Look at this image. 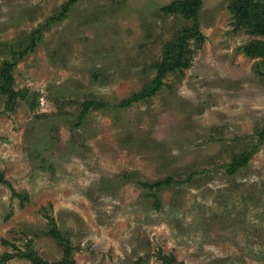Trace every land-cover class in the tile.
Segmentation results:
<instances>
[{"label": "rangeland", "instance_id": "374dc122", "mask_svg": "<svg viewBox=\"0 0 264 264\" xmlns=\"http://www.w3.org/2000/svg\"><path fill=\"white\" fill-rule=\"evenodd\" d=\"M174 1L73 0L62 15L68 0H0V66L43 30L12 73L28 100L11 111L0 102L10 183L0 182V257L13 255L0 264H32L33 253L59 263L51 218L77 264H264V59L244 52L264 36L236 20L233 0L202 1L204 40L188 42V69L153 98L116 107L154 80L163 47L191 27L161 13ZM87 100L107 107L77 125ZM169 177L153 192L140 185Z\"/></svg>", "mask_w": 264, "mask_h": 264}, {"label": "trees", "instance_id": "16d2710c", "mask_svg": "<svg viewBox=\"0 0 264 264\" xmlns=\"http://www.w3.org/2000/svg\"><path fill=\"white\" fill-rule=\"evenodd\" d=\"M72 1L73 0H68V2L63 5L64 10L62 15H65L69 10V7L73 5ZM202 1L203 0H176L171 4L160 8L163 16H183L184 18L191 20L192 25L190 28L182 29L174 42L167 43L163 47L162 60L154 63L152 66L156 71V77L154 80L145 85L140 92L133 94L130 98L122 100L116 105V107L127 109L135 103L153 98L161 91L164 86V79L168 74L183 71L190 67L191 61L187 57L189 51L188 42L192 39L199 42L204 40L200 31L199 19V11L202 6ZM230 9L234 12L236 20L244 26L247 25L252 34L264 36V0H233L230 4ZM57 18L60 19V17ZM48 26L49 24L42 27L44 29ZM42 32L43 30L41 28L35 30L32 33L28 44L26 46L24 45V49L23 47L19 51H16L13 48L9 49L11 57L4 60L0 66V102L4 98V102L10 111L16 107L18 99L27 101L29 98V90H15V81L12 73L19 59L24 58L36 49L38 42L42 39ZM6 48L8 47L6 46ZM244 52L247 56L264 59V42H252L245 47ZM35 101H38L37 96ZM105 107H107V104L102 101H85L82 104V109L78 116L79 123L77 125H81V122L85 120L89 112L92 110H99ZM258 137L260 143L264 142V128L259 132ZM254 154L255 150H252L241 156H235L232 159V162L228 165V174L234 175L240 169L248 166ZM0 182L10 186L9 181L5 180L2 172H0ZM175 182L176 181L173 178L169 177L155 183H141L140 185L150 192H153L163 187L171 186ZM152 197L155 201L154 206L159 210L161 208V202L158 195L155 193L152 194ZM51 220L54 225L51 235L60 243L64 253L63 259L55 264H77L72 255L73 247L70 237L61 233L57 229L54 219L51 218ZM12 257L13 255L6 254L0 258L5 262L6 260L12 259ZM26 257L31 260L32 264H50L34 253L26 255ZM159 259L162 261V264H177L176 259L173 256H169L168 258L160 256Z\"/></svg>", "mask_w": 264, "mask_h": 264}]
</instances>
